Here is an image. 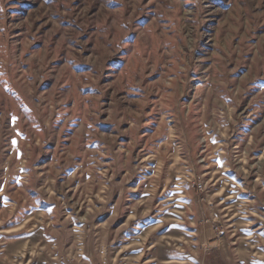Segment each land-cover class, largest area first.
Masks as SVG:
<instances>
[{"label": "rangeland", "instance_id": "374dc122", "mask_svg": "<svg viewBox=\"0 0 264 264\" xmlns=\"http://www.w3.org/2000/svg\"><path fill=\"white\" fill-rule=\"evenodd\" d=\"M0 262L264 264V0H0Z\"/></svg>", "mask_w": 264, "mask_h": 264}, {"label": "crops", "instance_id": "0c3cea01", "mask_svg": "<svg viewBox=\"0 0 264 264\" xmlns=\"http://www.w3.org/2000/svg\"><path fill=\"white\" fill-rule=\"evenodd\" d=\"M216 256H220V257L222 256V253H220V250L215 249V250L211 251L210 253H208V257L210 258V260H215ZM225 260H226V258H225ZM0 264H1V262H0Z\"/></svg>", "mask_w": 264, "mask_h": 264}]
</instances>
